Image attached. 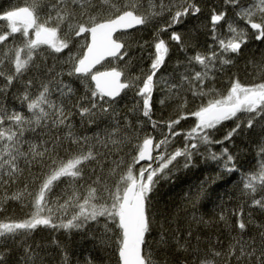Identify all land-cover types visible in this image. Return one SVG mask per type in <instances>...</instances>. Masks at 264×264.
Here are the masks:
<instances>
[{
	"label": "snow or ice",
	"instance_id": "1",
	"mask_svg": "<svg viewBox=\"0 0 264 264\" xmlns=\"http://www.w3.org/2000/svg\"><path fill=\"white\" fill-rule=\"evenodd\" d=\"M201 12L197 0H25L24 6L0 10V187L5 189L0 213L10 201L25 202L31 210L21 220L0 219V264H47L43 249L29 242L38 228L87 236L95 225L103 226L105 236L118 230L119 264H264V222L255 223L242 207L230 210L231 224L224 214L218 218L226 232L234 233L226 242L210 238L202 246L191 229L179 240L161 231L156 249L149 242L159 184L176 170L197 167V159L222 164L225 176L239 175L251 209L264 213V53L259 62H250L256 82L244 84L232 72L249 41L264 44V0L214 5L208 16L212 44L197 51L199 29L187 34L178 29L198 20ZM225 26L226 33L218 34ZM149 29L148 67L137 63L132 75V45L143 50L148 42L125 37L131 30ZM172 44L185 55L165 76L161 70ZM224 77L228 84L219 91L215 84ZM157 91L162 108L177 105L174 116L154 119ZM130 94L137 124L117 110ZM189 97L197 103L195 110H186ZM189 117L194 125L185 131L181 121ZM145 124L153 132L160 130L163 139L145 132ZM176 137L182 138V147L169 151L167 145ZM216 145L219 153L212 150ZM228 145L241 155L254 146L256 168L241 171L236 163L240 155ZM73 146L77 151H71ZM125 147L132 150L130 162L109 185L108 177L122 165L115 157ZM106 163L110 171L104 176ZM33 168L43 169L35 188L30 191L24 183L9 194L7 189ZM86 172L95 177L86 195L73 190L63 203L59 196L51 199L55 187L78 185ZM220 178L205 176L195 195L208 198L209 186ZM199 223L213 226L203 219ZM61 264H69L66 255ZM84 264H96L95 257H85Z\"/></svg>",
	"mask_w": 264,
	"mask_h": 264
},
{
	"label": "trees",
	"instance_id": "2",
	"mask_svg": "<svg viewBox=\"0 0 264 264\" xmlns=\"http://www.w3.org/2000/svg\"><path fill=\"white\" fill-rule=\"evenodd\" d=\"M201 6L202 12L200 18L190 19L186 27H181L179 31L187 34L189 30L199 29L196 32L197 35V51H204L206 47L212 44L210 37V28L208 16L211 8L214 5H220L222 0H197ZM25 0H0V10L9 8L10 6H24ZM231 16V12H229ZM238 27H243L242 23L237 24ZM226 33V26L223 29H218V34ZM167 38V37H165ZM128 41H136L138 43L148 44L145 45L143 50L137 47L136 43L132 45V60L129 62V71L132 75L137 74V63L143 68H147L149 64L148 53L152 51L150 44L152 41L151 30L137 31L133 30L128 36L125 37ZM79 47V45H77ZM262 53H264V44L257 41H249L248 46L244 49L243 56L237 60L236 66L232 69L236 75L239 76L241 82L244 84H251L256 82V76L253 73L251 66L252 61L259 62L262 59ZM188 55H192L193 52L189 50ZM184 53L176 48L174 44L171 45V52L169 59L166 63V68L161 71L164 72L165 76L172 71L177 61H183ZM143 56V59H140ZM128 59L127 57L125 58ZM51 62V61H50ZM107 67L108 62H105ZM104 70V69H102ZM228 84L227 77L220 78L215 87L219 91H223ZM76 87H80L77 83ZM82 91V89H81ZM161 98L159 91L153 96L154 104V119H167L169 116L176 114L177 105L175 103L170 104L167 108H162L158 103ZM10 107H18L14 102L9 101ZM133 103V96L130 94L120 101L117 106V110L120 116L128 115L129 119L132 120L133 124H137L139 117L138 113H130V109L135 107ZM197 103L191 102L189 97V103L186 110H195ZM79 121V117L75 118ZM142 119V117H140ZM231 126V122H226ZM194 125V119L189 117L187 121H181V126L185 131L189 130ZM145 132L155 136L157 140L163 139V135L160 130L155 132L152 131L151 126L145 124ZM77 131H83L82 128ZM85 135L91 137L90 131H85ZM63 135V134H61ZM140 135V133H137ZM218 137H222V132L216 134ZM67 144V141H64ZM239 144V141H237ZM168 150L171 151L173 148L182 147V138L176 137L170 140L167 145ZM220 145L213 147V151L219 153ZM229 149L235 154L240 155V159L237 160V167L241 168V171L254 170L257 166V158L254 152V146L252 149L244 150L241 155L240 150L234 145H228ZM78 146H73L71 151H77ZM240 149H243V145L240 144ZM132 150L130 147H125L123 151L115 158L122 161L121 168L117 170V174L108 177V184L111 185L117 179L118 175L124 170V162H130ZM65 155L64 151L60 152V156ZM181 160L182 158H178ZM176 163V162H173ZM90 167H96L91 165ZM139 167V166H137ZM171 167V166H170ZM110 171L109 165L106 163L103 169V175L107 176ZM99 174V169L97 170ZM43 175V169L33 168L31 173L25 172L22 181L10 186L7 191L9 194L13 191L23 188L24 183L29 184V190H33L35 186L40 182V178ZM205 176H219L221 177L216 183L209 186L210 195L208 198H202V196H196L200 182ZM95 177L91 173H85V181H81L78 185L69 187L68 184L61 183L58 187L53 189L56 194L51 199L56 200L59 196V202L63 203L65 199L73 194V190L80 196L86 195V186L91 184L92 179ZM81 185H84L83 187ZM5 189L0 187V193L4 192ZM154 205V220L155 230L153 231L149 242L153 249L158 248L157 241L159 234L164 231L168 234L169 238L175 234L176 239L182 238L188 229H191L194 234L198 235L201 240V245L209 242V239L220 238L227 241L229 235L234 233L226 232L225 222L220 221L218 218L221 214H224L229 224L234 220L233 217L229 216V212L232 209L242 207L245 213H250L254 222L259 224L264 222V213L258 210H253L250 207V198L242 192V185L239 181V175L237 176H225L223 173V166L218 162H209L205 164L203 160L197 159V167L191 170H176L172 173L170 180L161 181L157 191L154 194L152 201ZM7 211L0 213V219L11 218L13 220H21L27 218L30 213V208L25 202L21 201H10L6 205ZM72 212V208L68 209L69 215ZM195 218V219H194ZM203 219L210 221L213 226L202 225L199 221ZM163 226V227H161ZM30 243L39 245L43 249V254L46 258L47 264H61V260L64 255L67 256L69 264H84V259L87 256L95 257L96 264H119L118 259V230L112 229L105 236L102 225H95L85 236L83 233L76 231H66L63 229L53 230L50 228H38L34 232L30 233ZM104 238L105 243L101 244L100 239ZM175 242V241H173ZM175 259L174 256L169 257ZM15 259V257H13Z\"/></svg>",
	"mask_w": 264,
	"mask_h": 264
},
{
	"label": "water",
	"instance_id": "3",
	"mask_svg": "<svg viewBox=\"0 0 264 264\" xmlns=\"http://www.w3.org/2000/svg\"><path fill=\"white\" fill-rule=\"evenodd\" d=\"M131 31H133V30H131ZM105 62H107V61H105ZM99 67V66H98Z\"/></svg>",
	"mask_w": 264,
	"mask_h": 264
}]
</instances>
